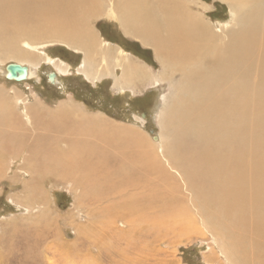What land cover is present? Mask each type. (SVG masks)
I'll list each match as a JSON object with an SVG mask.
<instances>
[{
    "label": "bare ground",
    "instance_id": "1",
    "mask_svg": "<svg viewBox=\"0 0 264 264\" xmlns=\"http://www.w3.org/2000/svg\"><path fill=\"white\" fill-rule=\"evenodd\" d=\"M220 1L226 2L231 10L233 25L228 29L216 30L205 19L200 11L203 6L199 7L196 0H0V55L17 58L18 63L27 65L29 78L32 75L30 61L27 52L19 50L18 40H62L69 46L87 50L80 71L88 80H100L106 76L103 72L107 69H100V62L92 55L99 37L93 32L90 21L101 15L112 18L126 35L152 45L164 67L178 73L181 82L176 97L164 109L162 124L168 133L166 137L162 135V139H167L163 151L165 161L168 159L173 169L177 168L181 180L183 177L187 180L184 190L194 188L199 195L210 196L211 208L203 207L196 199L198 218L184 198L177 206L175 200L180 192L173 186L147 193L155 200L152 206H140L143 205L142 195L130 199L120 195L118 202L127 208L124 214L131 221L144 218L159 230L193 231L204 237L207 233L200 224L205 226L206 222V229L213 233L211 236L223 250L227 264H264V0ZM102 52L115 59L120 55L115 49L107 48ZM120 58L127 70L123 72V80L114 84L115 90L126 87L138 93L134 81L146 87L154 80L148 68L127 56ZM38 106L44 112L30 117L34 121L32 126L45 122L50 124L48 129L55 123L57 131L71 138H53V143L47 145L52 137L48 133L42 135L43 140L41 136L32 143V152L44 156L48 166L30 159L26 168L35 172L39 170H36L37 165L41 170L50 169L51 161V169L56 172L53 176L58 181L73 183L74 177H79L80 182L73 185L80 186L83 204L88 207L84 208L96 210V207L89 208V203L97 204L100 198L99 193L88 198L91 171L95 172L96 181L108 177L107 170L127 172L125 177L131 183L120 181L125 186L120 193L126 186H130L131 191H125L128 194L135 192L134 188L136 191L149 188V183L155 179L164 182L160 165L148 156L153 150L152 144L145 143L146 156L141 152L139 155L111 153L101 143L111 146L114 142L109 137L107 144V137H102L103 133L108 135V129L99 128L98 119L83 108L72 105V113L62 112L64 115L60 117L59 112L51 113L42 105ZM52 116L58 121L51 122ZM28 135L24 132L22 139ZM7 136L0 117V149L3 143H13V138L17 137ZM71 142L73 148L69 155L72 157H67L68 151H61L59 144ZM77 144L81 149L76 148ZM81 151L97 155L100 163L96 170L87 163L91 158L85 159ZM75 164L77 168L73 169ZM55 165L72 173H61ZM120 168L122 170H118ZM148 176L149 183L144 180L149 179ZM106 192L113 193L109 188ZM184 193L181 192V196ZM110 208L111 204L105 205L104 214L89 217H115Z\"/></svg>",
    "mask_w": 264,
    "mask_h": 264
},
{
    "label": "rangeland",
    "instance_id": "2",
    "mask_svg": "<svg viewBox=\"0 0 264 264\" xmlns=\"http://www.w3.org/2000/svg\"><path fill=\"white\" fill-rule=\"evenodd\" d=\"M196 2L200 3L199 7L203 6L200 11H203L205 19L210 21L216 30L232 27V14L226 2L220 0ZM90 25L99 37L96 49L91 51L92 55L100 62V69H107L103 72L106 76L100 80H88L80 71L87 50L69 46L62 40L48 38L37 41H31L29 38L18 40L19 50L27 52L32 73L24 81L8 79L6 76L8 64L18 63L20 60L0 55V117L3 127L9 134L7 137L17 136L13 138V143H3L0 149V264H227L223 250L217 247L215 239L211 236L213 233H208L206 222L205 226L200 224L205 227L202 229L203 232L207 233L204 237L203 234H196L193 231L178 233L159 230L158 226L154 227L144 218L131 221L124 214L127 208L118 202L121 196L130 199L131 196L142 195L143 205L140 206H152L155 200L147 193L162 191L163 187L164 189L176 187V192H180L177 197L180 201L176 199L175 204L180 206L181 199L184 198L192 213L196 215H198L195 209L196 199L203 207L209 208L211 200L209 195H199L194 188L184 190L187 180L184 177V182L181 180L177 168L173 169L163 155L167 139H162V135L168 136L162 124L164 109L176 97L178 85L181 83L178 79L179 74L164 67L152 45L126 35L112 18L97 16L90 21ZM107 48L119 50L118 58L104 54L102 51ZM103 55L106 57L101 58ZM121 56H127L148 68L154 80L145 85L146 87L142 82L134 81L138 93L134 92L135 89L126 87L115 90L114 84L123 80V72L127 70L126 63L124 66L121 62ZM62 67L67 70L63 71ZM53 71L59 78L55 84L48 78V73ZM38 105H42L51 113L59 112L60 117L64 115L62 112H71L73 106L83 108L88 115L98 119L96 124L99 128L108 129V135L103 133L102 137L103 139L107 137V144L109 137H112L114 142L111 146L105 145L102 141L101 143L104 148H109L108 151L111 153L121 151L122 155L129 153L139 155L141 152L142 156H146L148 151L145 143L152 144L153 150L148 152V156L154 163L160 165V174H163L164 182L155 179L153 183H149L151 178L148 176L149 179L146 177L144 180L149 183V188L146 186L137 191L134 188L135 192L127 194L125 191L131 190L130 186H126V190L120 193L125 187L120 181L131 183L125 177L127 172L107 170L106 174L109 176L96 181L95 172L91 171L88 173L91 181L87 195L91 199L99 193L100 198L97 204H92L91 201L89 203V208L96 207V210L86 209L88 207L83 204L84 196L80 186L75 188L73 185L80 182L79 177L75 176L73 183L64 184L58 181L53 176L56 172L51 169V161L50 169L41 170L37 165L36 170L39 168V172H35L26 168V164L31 160L48 166L49 162L43 160L44 156L39 153L34 155L32 152V143L42 135L46 133L51 135L52 139H49L47 145L53 143V138H64L63 140L71 138L68 134L63 136L57 131L54 128L55 123L48 129L47 126L50 124L45 122L32 126L31 123L34 121L30 120V117L34 118L44 112L39 110ZM56 121H58L56 117L52 116L51 122ZM78 125L79 123L76 127H79ZM24 132L29 135L22 139L21 135ZM43 139L44 136L41 140ZM72 142L59 144L61 151H68L67 157H72L69 155L73 148ZM77 145L76 148L79 149V144ZM85 152H82L84 158H91L90 163L87 162L88 165L96 170L97 164L100 163L97 155ZM68 162L70 160H67ZM55 168L61 173H72L59 165H55ZM74 168H77L76 164ZM107 188L113 193L106 192ZM181 192H185L184 195L181 196ZM192 194H196V197ZM108 204H111L110 210L115 213V217L108 216L104 219H100V216L89 217L91 214L93 216L104 214L103 207ZM221 242L224 246L223 238Z\"/></svg>",
    "mask_w": 264,
    "mask_h": 264
},
{
    "label": "water",
    "instance_id": "3",
    "mask_svg": "<svg viewBox=\"0 0 264 264\" xmlns=\"http://www.w3.org/2000/svg\"><path fill=\"white\" fill-rule=\"evenodd\" d=\"M8 74L6 75L8 79H14L17 81H24L28 79L29 68L27 65H22L20 63H10L7 66ZM49 81L53 84L56 82V73H48Z\"/></svg>",
    "mask_w": 264,
    "mask_h": 264
}]
</instances>
